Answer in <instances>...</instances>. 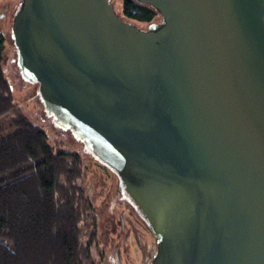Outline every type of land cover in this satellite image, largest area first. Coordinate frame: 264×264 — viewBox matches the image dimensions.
<instances>
[{"label": "water", "instance_id": "95a60500", "mask_svg": "<svg viewBox=\"0 0 264 264\" xmlns=\"http://www.w3.org/2000/svg\"><path fill=\"white\" fill-rule=\"evenodd\" d=\"M18 0L16 77L116 171L153 264H264V0Z\"/></svg>", "mask_w": 264, "mask_h": 264}, {"label": "trees", "instance_id": "16d2710c", "mask_svg": "<svg viewBox=\"0 0 264 264\" xmlns=\"http://www.w3.org/2000/svg\"><path fill=\"white\" fill-rule=\"evenodd\" d=\"M122 13L140 23L157 15L136 0H123ZM3 52L0 35V122L14 116L0 138V264H84L91 242L83 247L79 239V156L54 151L46 133L15 111Z\"/></svg>", "mask_w": 264, "mask_h": 264}, {"label": "rangeland", "instance_id": "374dc122", "mask_svg": "<svg viewBox=\"0 0 264 264\" xmlns=\"http://www.w3.org/2000/svg\"><path fill=\"white\" fill-rule=\"evenodd\" d=\"M122 3L123 0H114V12L128 21L122 13ZM15 5H18V0H0L4 74L10 84L15 111L46 133L54 151L79 156L81 174L73 182L80 209L84 211L78 223L81 233L79 239L83 247L91 242L89 258L84 264H153L158 251L157 237L142 209L132 200L119 174L82 143L73 140L72 131L65 132V128H57L56 124L50 123L35 93L38 82H21L16 77L13 62L17 50L9 38ZM161 20L157 12L149 23L130 22L142 31H148L149 25L160 24ZM12 117L7 116L0 122V128L4 130L0 138L10 134L6 126Z\"/></svg>", "mask_w": 264, "mask_h": 264}]
</instances>
